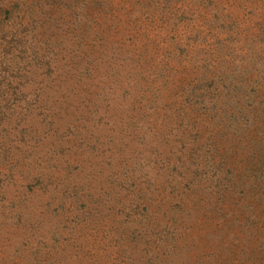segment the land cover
Masks as SVG:
<instances>
[{"label": "rangeland", "instance_id": "1", "mask_svg": "<svg viewBox=\"0 0 264 264\" xmlns=\"http://www.w3.org/2000/svg\"><path fill=\"white\" fill-rule=\"evenodd\" d=\"M0 264H264V0H0Z\"/></svg>", "mask_w": 264, "mask_h": 264}, {"label": "trees", "instance_id": "2", "mask_svg": "<svg viewBox=\"0 0 264 264\" xmlns=\"http://www.w3.org/2000/svg\"><path fill=\"white\" fill-rule=\"evenodd\" d=\"M37 57V56H36ZM42 57L44 58V55H42L40 58L39 57H37L36 58V60L38 61V62H42ZM15 89H17V86H16V88Z\"/></svg>", "mask_w": 264, "mask_h": 264}]
</instances>
